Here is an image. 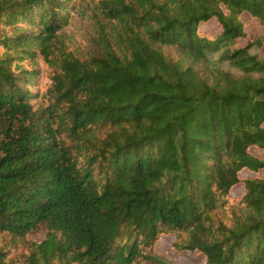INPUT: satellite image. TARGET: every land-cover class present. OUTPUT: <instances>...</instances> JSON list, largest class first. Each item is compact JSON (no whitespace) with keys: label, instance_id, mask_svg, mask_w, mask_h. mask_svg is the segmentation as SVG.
<instances>
[{"label":"trees","instance_id":"obj_1","mask_svg":"<svg viewBox=\"0 0 264 264\" xmlns=\"http://www.w3.org/2000/svg\"><path fill=\"white\" fill-rule=\"evenodd\" d=\"M251 22L264 0H0V264H144L171 239L264 264Z\"/></svg>","mask_w":264,"mask_h":264},{"label":"rangeland","instance_id":"obj_2","mask_svg":"<svg viewBox=\"0 0 264 264\" xmlns=\"http://www.w3.org/2000/svg\"><path fill=\"white\" fill-rule=\"evenodd\" d=\"M244 20L245 19L244 17ZM75 21V20H74ZM72 19V24L67 28L70 33L73 32V30H76L78 32H82L83 28L79 25L82 24L81 21L74 22ZM215 22H210L209 24H206V26L212 25ZM204 26V27H206ZM247 31L249 32V36L256 37L259 34H264V27L257 24V22H251L247 24ZM254 53H258L261 57H264V42L261 46H255L252 50ZM261 174L264 175V169L261 170ZM253 175V173L250 172H244L242 173L243 177H250ZM243 191L242 186H237L233 190L234 195H238ZM173 240V239H171ZM168 241L166 243L160 244L158 247H156V255L157 260L152 262H145L144 264H198V258L195 257V255L190 254L189 252H177L171 247L172 241Z\"/></svg>","mask_w":264,"mask_h":264}]
</instances>
